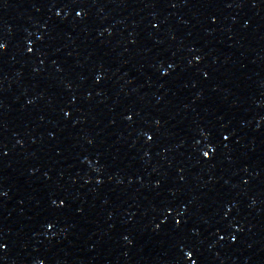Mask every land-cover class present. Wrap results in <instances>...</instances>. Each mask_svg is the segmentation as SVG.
Here are the masks:
<instances>
[{"label": "water", "instance_id": "1", "mask_svg": "<svg viewBox=\"0 0 264 264\" xmlns=\"http://www.w3.org/2000/svg\"><path fill=\"white\" fill-rule=\"evenodd\" d=\"M0 264H264V0H0Z\"/></svg>", "mask_w": 264, "mask_h": 264}]
</instances>
